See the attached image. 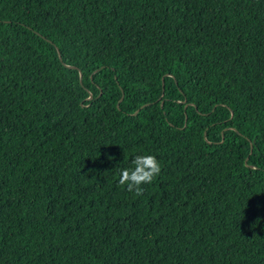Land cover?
I'll return each mask as SVG.
<instances>
[{
    "label": "trees",
    "instance_id": "1",
    "mask_svg": "<svg viewBox=\"0 0 264 264\" xmlns=\"http://www.w3.org/2000/svg\"><path fill=\"white\" fill-rule=\"evenodd\" d=\"M0 264H264V0H0Z\"/></svg>",
    "mask_w": 264,
    "mask_h": 264
},
{
    "label": "clouds",
    "instance_id": "2",
    "mask_svg": "<svg viewBox=\"0 0 264 264\" xmlns=\"http://www.w3.org/2000/svg\"><path fill=\"white\" fill-rule=\"evenodd\" d=\"M161 172V164L154 155H137L131 160V167L119 172V184L136 196L143 195L141 185L152 183Z\"/></svg>",
    "mask_w": 264,
    "mask_h": 264
},
{
    "label": "water",
    "instance_id": "3",
    "mask_svg": "<svg viewBox=\"0 0 264 264\" xmlns=\"http://www.w3.org/2000/svg\"><path fill=\"white\" fill-rule=\"evenodd\" d=\"M91 97H88L87 98V100H89ZM121 98H122V96H121ZM119 103V102H118ZM118 103L116 104V106L118 105ZM136 112H134L133 114H135Z\"/></svg>",
    "mask_w": 264,
    "mask_h": 264
}]
</instances>
